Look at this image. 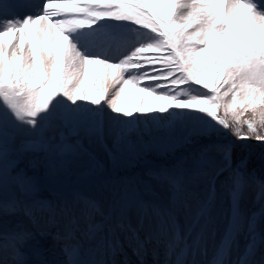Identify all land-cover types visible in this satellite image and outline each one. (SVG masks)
I'll list each match as a JSON object with an SVG mask.
<instances>
[{
  "label": "snow or ice",
  "instance_id": "1",
  "mask_svg": "<svg viewBox=\"0 0 264 264\" xmlns=\"http://www.w3.org/2000/svg\"><path fill=\"white\" fill-rule=\"evenodd\" d=\"M21 7L0 0V264H264V179L218 138L264 141V0Z\"/></svg>",
  "mask_w": 264,
  "mask_h": 264
},
{
  "label": "rangeland",
  "instance_id": "2",
  "mask_svg": "<svg viewBox=\"0 0 264 264\" xmlns=\"http://www.w3.org/2000/svg\"><path fill=\"white\" fill-rule=\"evenodd\" d=\"M18 2L21 5H23L20 8L21 12H34V11L39 10L36 6L38 4H40L41 0H39V3H38V0H18ZM135 38L136 37H135L134 33L128 34L127 36H124V37H119V36L118 37H112V36L105 37L102 50H106L110 55H114V56L118 55L120 53V51H122V49L125 48L129 43H131V41ZM89 76H91V73H89ZM88 86L91 87L90 81H89ZM177 124L179 126V122H177ZM223 133L225 134V136L229 135L228 138L231 137L232 142L234 141V143H242L243 144V145L238 144L237 145L238 148L235 149V151L233 152V156L235 157V159L238 160L241 157H247L249 170L255 169L257 179H264V150H259V149L258 150H252L251 148L244 147V145H246V144L248 145V143H247L248 141H251V142L256 143V144H258L260 141H256L254 139H248V140L236 139L234 136L230 135L228 130H223ZM145 138L148 139V137H145ZM218 138H221V135ZM259 147H261V146H259ZM261 148H263V147H261ZM145 161H148V164L149 163H163V160L161 158H158L154 154H152V155H149L147 158H145L143 160H139L138 162H136L135 166L128 170V173L129 174H131L133 172L137 173V170L135 169V167H137L139 164H141ZM71 179L75 180V179H77V177L73 176V177H71ZM255 195H256L255 190H249L247 193V198L245 200V206L252 211H255L258 208V205L253 204V200L255 198ZM56 250H59L58 246L55 247L52 251L54 252ZM130 252H131V250H128L127 255H129L130 257H133V255H131ZM54 254L55 253L51 252L50 255H54ZM161 255H162L161 256V259H162L163 258L162 250H161ZM59 259H62V256L61 257L58 256L57 260H59ZM145 259L147 260L148 264H152L151 254L147 255L145 257ZM134 264H136V263L134 262Z\"/></svg>",
  "mask_w": 264,
  "mask_h": 264
},
{
  "label": "bare ground",
  "instance_id": "3",
  "mask_svg": "<svg viewBox=\"0 0 264 264\" xmlns=\"http://www.w3.org/2000/svg\"><path fill=\"white\" fill-rule=\"evenodd\" d=\"M27 2V1H26ZM23 3V2H22ZM38 3H39V0H38ZM34 4V3H33ZM23 6V5H22ZM52 253H55L54 255H50L49 258L50 259H54V260H57L58 256H62L61 252H60V249L59 250H56V251H52ZM162 256V255H161ZM63 258V257H62Z\"/></svg>",
  "mask_w": 264,
  "mask_h": 264
},
{
  "label": "trees",
  "instance_id": "4",
  "mask_svg": "<svg viewBox=\"0 0 264 264\" xmlns=\"http://www.w3.org/2000/svg\"><path fill=\"white\" fill-rule=\"evenodd\" d=\"M244 147H246V148H251L252 150H264V148H261V147H259V146H249V145H244ZM238 147H234L233 148V152L235 151V149H237ZM234 159H235V157H234Z\"/></svg>",
  "mask_w": 264,
  "mask_h": 264
}]
</instances>
